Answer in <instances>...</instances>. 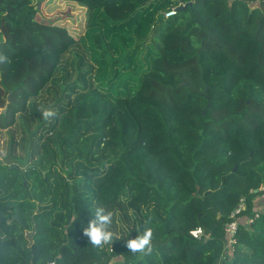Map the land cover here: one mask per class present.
Masks as SVG:
<instances>
[{
  "label": "trees",
  "instance_id": "trees-1",
  "mask_svg": "<svg viewBox=\"0 0 264 264\" xmlns=\"http://www.w3.org/2000/svg\"><path fill=\"white\" fill-rule=\"evenodd\" d=\"M69 1L78 39L0 0V264H264V0ZM97 208L137 227L96 247Z\"/></svg>",
  "mask_w": 264,
  "mask_h": 264
},
{
  "label": "rangeland",
  "instance_id": "rangeland-1",
  "mask_svg": "<svg viewBox=\"0 0 264 264\" xmlns=\"http://www.w3.org/2000/svg\"><path fill=\"white\" fill-rule=\"evenodd\" d=\"M37 7L36 20L39 23L49 26H59L65 28L68 33L78 39L84 33V28L88 20L89 10L87 7L69 0H30ZM5 135L0 132V159H3L6 152L3 142ZM135 217L125 219L122 215L117 218L116 226L110 230L114 236H119L121 232L129 233L136 228ZM113 264H117L114 263Z\"/></svg>",
  "mask_w": 264,
  "mask_h": 264
},
{
  "label": "clouds",
  "instance_id": "clouds-1",
  "mask_svg": "<svg viewBox=\"0 0 264 264\" xmlns=\"http://www.w3.org/2000/svg\"><path fill=\"white\" fill-rule=\"evenodd\" d=\"M9 57L0 53V65L9 63ZM43 119L48 120L56 115L52 107H41L40 109ZM114 213L104 208H97L95 218L92 219L86 228L83 229L85 236L94 246L103 247L110 244L113 240V232L110 230L113 223ZM153 229L146 227L144 231L130 238L125 242V247L132 253L148 255L152 252Z\"/></svg>",
  "mask_w": 264,
  "mask_h": 264
},
{
  "label": "built area",
  "instance_id": "built-area-1",
  "mask_svg": "<svg viewBox=\"0 0 264 264\" xmlns=\"http://www.w3.org/2000/svg\"><path fill=\"white\" fill-rule=\"evenodd\" d=\"M174 14V11H170L168 13L165 14L166 17L170 16ZM259 191L264 192V185H262L259 188ZM246 209V203L245 200L243 198H241L238 202V204L236 205V207L233 209V211L231 212V214L229 215L230 217V221L224 226V231L227 235V240H226V248L229 249L230 251L233 250V245L235 244V236L238 230V218L241 215V213ZM259 217V213H255L254 216L252 218H249L246 220L245 225L249 226L253 223V221L255 219H257ZM190 235L195 238V239H199L202 240L205 238V234L203 233L202 229L197 228L195 230L190 231ZM52 264V263H50Z\"/></svg>",
  "mask_w": 264,
  "mask_h": 264
},
{
  "label": "water",
  "instance_id": "water-1",
  "mask_svg": "<svg viewBox=\"0 0 264 264\" xmlns=\"http://www.w3.org/2000/svg\"><path fill=\"white\" fill-rule=\"evenodd\" d=\"M228 3L230 4L233 0H227ZM188 5H191V3H188ZM186 7V5H181L177 8V11H180V10H183L184 8ZM250 7H252V5H250ZM10 102V92L7 94V97H6V104H8ZM5 110H6V107L0 109V113H5ZM236 166L234 167L233 171L235 170ZM32 235L33 233L30 232V233H27L25 235V239L28 241V245L30 246L31 243H32Z\"/></svg>",
  "mask_w": 264,
  "mask_h": 264
}]
</instances>
